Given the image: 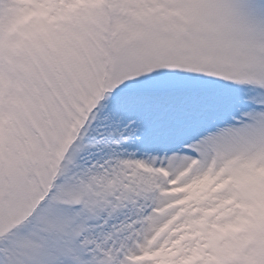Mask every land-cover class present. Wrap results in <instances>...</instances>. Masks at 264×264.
<instances>
[{"label": "snow or ice", "instance_id": "1", "mask_svg": "<svg viewBox=\"0 0 264 264\" xmlns=\"http://www.w3.org/2000/svg\"><path fill=\"white\" fill-rule=\"evenodd\" d=\"M0 264H264V0H0Z\"/></svg>", "mask_w": 264, "mask_h": 264}]
</instances>
